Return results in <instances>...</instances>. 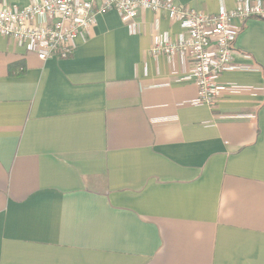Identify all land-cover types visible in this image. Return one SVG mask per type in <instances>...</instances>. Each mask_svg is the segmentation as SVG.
Listing matches in <instances>:
<instances>
[{
    "label": "crops",
    "instance_id": "obj_1",
    "mask_svg": "<svg viewBox=\"0 0 264 264\" xmlns=\"http://www.w3.org/2000/svg\"><path fill=\"white\" fill-rule=\"evenodd\" d=\"M181 31L110 10L45 61L0 36V264H264V19L242 25L213 110L189 61L151 54Z\"/></svg>",
    "mask_w": 264,
    "mask_h": 264
},
{
    "label": "built area",
    "instance_id": "obj_2",
    "mask_svg": "<svg viewBox=\"0 0 264 264\" xmlns=\"http://www.w3.org/2000/svg\"><path fill=\"white\" fill-rule=\"evenodd\" d=\"M236 2L231 10L221 6L210 14L177 0H42L25 7L4 0L0 36L13 39L42 61L66 59L75 54L77 40L85 39L96 25L98 14L115 10L132 26L142 10L165 12L182 31L176 37L160 35L151 54L189 61L191 66L181 80L197 84L198 103L213 110L224 92L221 77L240 69L235 64L234 45L242 25L252 17L264 19L263 0Z\"/></svg>",
    "mask_w": 264,
    "mask_h": 264
}]
</instances>
